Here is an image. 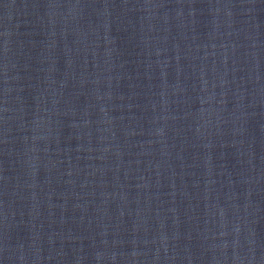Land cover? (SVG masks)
Wrapping results in <instances>:
<instances>
[{
  "label": "water",
  "instance_id": "water-1",
  "mask_svg": "<svg viewBox=\"0 0 264 264\" xmlns=\"http://www.w3.org/2000/svg\"><path fill=\"white\" fill-rule=\"evenodd\" d=\"M0 264H264V0H0Z\"/></svg>",
  "mask_w": 264,
  "mask_h": 264
}]
</instances>
